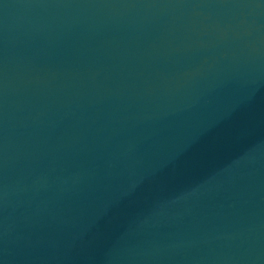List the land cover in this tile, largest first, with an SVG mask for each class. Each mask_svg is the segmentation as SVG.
Returning a JSON list of instances; mask_svg holds the SVG:
<instances>
[{"label": "water", "instance_id": "95a60500", "mask_svg": "<svg viewBox=\"0 0 264 264\" xmlns=\"http://www.w3.org/2000/svg\"><path fill=\"white\" fill-rule=\"evenodd\" d=\"M0 264H264V0H0Z\"/></svg>", "mask_w": 264, "mask_h": 264}]
</instances>
